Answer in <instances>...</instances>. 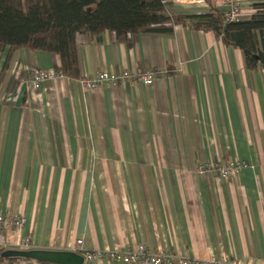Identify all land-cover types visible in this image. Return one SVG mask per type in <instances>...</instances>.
Masks as SVG:
<instances>
[{"label": "crops", "instance_id": "0c3cea01", "mask_svg": "<svg viewBox=\"0 0 264 264\" xmlns=\"http://www.w3.org/2000/svg\"><path fill=\"white\" fill-rule=\"evenodd\" d=\"M229 1L210 0L220 10ZM239 1L243 18L264 2ZM171 8L200 13L209 5L173 0ZM76 50L79 79L32 88L31 73L58 70L60 59L20 48L0 82V212L25 217L21 230L4 232L6 240L30 235L33 248L75 250L82 239L86 251L142 243L151 251L264 264V71L247 70L242 52L212 31L183 24L122 41L111 31L99 40L78 33ZM124 69L156 76L149 85L128 79L92 91L80 83ZM233 158L249 164L229 178L196 172L200 162Z\"/></svg>", "mask_w": 264, "mask_h": 264}, {"label": "trees", "instance_id": "16d2710c", "mask_svg": "<svg viewBox=\"0 0 264 264\" xmlns=\"http://www.w3.org/2000/svg\"><path fill=\"white\" fill-rule=\"evenodd\" d=\"M204 1L209 5L205 12L178 13L171 8L173 0H0V57L5 53L0 82L20 48L57 54L63 76L79 79L78 33L99 40L111 31L122 41L133 33L168 34L177 24L212 31L242 52L247 70L264 71V2L253 4L248 17L228 20L224 10Z\"/></svg>", "mask_w": 264, "mask_h": 264}, {"label": "built area", "instance_id": "2783aa9c", "mask_svg": "<svg viewBox=\"0 0 264 264\" xmlns=\"http://www.w3.org/2000/svg\"><path fill=\"white\" fill-rule=\"evenodd\" d=\"M224 17L228 20H234L242 17L241 3L239 0H230L228 8L224 10ZM63 74L55 69H36L29 77V84L32 88L37 89L42 82L47 79L62 77ZM156 76V72L152 69H137L134 72L129 70H121L119 72H111L102 70L96 72L91 77L80 79L82 88L87 91L95 90L104 85L116 86L125 80L139 81L143 84H151ZM249 163L244 159H228V160H207L197 164L196 172L203 175H211L216 179H226L235 175L240 169L246 167ZM25 223V217L22 213L8 214L0 212V247L7 248L13 245L17 249H29L32 246V237L30 235L23 236L15 244L9 243L4 234L10 229L21 230ZM82 239L76 240L78 251L84 258L83 264H93L94 261L100 259L117 260L124 263H142V264H230L231 257L222 255L220 258L211 256L202 259L191 257L185 254H178L168 250L151 251L144 244H138L135 249L122 250H94L86 251L81 247Z\"/></svg>", "mask_w": 264, "mask_h": 264}, {"label": "water", "instance_id": "95a60500", "mask_svg": "<svg viewBox=\"0 0 264 264\" xmlns=\"http://www.w3.org/2000/svg\"><path fill=\"white\" fill-rule=\"evenodd\" d=\"M3 257L33 259L38 262L58 264H83V256L76 250H59L48 248L17 249L8 248L1 254Z\"/></svg>", "mask_w": 264, "mask_h": 264}]
</instances>
